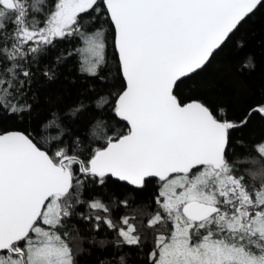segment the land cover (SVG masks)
Here are the masks:
<instances>
[{
    "label": "snow or ice",
    "instance_id": "6c2138e0",
    "mask_svg": "<svg viewBox=\"0 0 264 264\" xmlns=\"http://www.w3.org/2000/svg\"><path fill=\"white\" fill-rule=\"evenodd\" d=\"M261 8L264 0H0V120L32 115L38 66L61 42L79 43L44 67L48 81L73 55L97 77L108 48L101 19L122 79L50 110L35 129L0 128V264H80L74 220L114 233L98 242L111 252L97 264H129L148 232L141 264H264V138L239 152L233 140L253 114L264 118V101L233 117L206 95L180 94ZM254 68L252 57L241 64ZM149 184L154 207L136 206L134 192ZM118 207L132 211L116 216Z\"/></svg>",
    "mask_w": 264,
    "mask_h": 264
},
{
    "label": "trees",
    "instance_id": "16d2710c",
    "mask_svg": "<svg viewBox=\"0 0 264 264\" xmlns=\"http://www.w3.org/2000/svg\"><path fill=\"white\" fill-rule=\"evenodd\" d=\"M97 27H102L108 45L106 53V64L102 66L97 77H91L80 72L78 58L68 56L63 63L57 65V78L48 81L42 71L46 65L54 63V57L58 53H66L73 50L78 41L66 40L52 51L43 63L38 67L36 78L33 82L32 95L35 97V111L27 120L9 119L0 120V128L29 130L37 128L39 122L50 110L66 109L74 104L77 99L89 95L91 90L101 94L115 91L122 83L119 74L118 61L112 44L113 31L106 19H101ZM254 58L255 68L241 70V64L246 58ZM180 94L184 98L195 95H206L213 102L221 105L225 111L233 116L239 117L257 103L264 101V8L255 12L243 24L233 41L223 49L213 60L208 69L197 78V82L185 81L180 88ZM94 113H87L75 125L78 131H83L89 119ZM264 138V118L253 114L248 125L233 133L236 142V150L240 151L241 143L248 145L251 141ZM127 190L122 188L121 191ZM105 193L108 189L103 190ZM157 194V186L149 184L142 190L134 192L135 204L141 208L154 207V197ZM131 209L118 207L115 215L120 216L130 213ZM79 229L81 240L79 241L82 253L78 257L80 264H97L98 260L105 258L111 252L110 245L101 247L100 240L111 241L114 233L102 231L95 233L90 231L87 221H73L72 225ZM147 240L144 249L132 250L128 257L129 264H141L145 258L144 253L148 251L151 244V234L146 233Z\"/></svg>",
    "mask_w": 264,
    "mask_h": 264
}]
</instances>
